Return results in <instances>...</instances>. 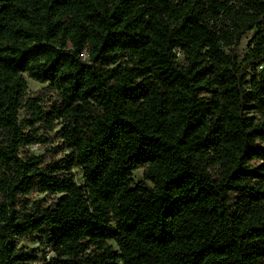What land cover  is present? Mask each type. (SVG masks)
Instances as JSON below:
<instances>
[{
	"label": "trees",
	"instance_id": "obj_1",
	"mask_svg": "<svg viewBox=\"0 0 264 264\" xmlns=\"http://www.w3.org/2000/svg\"><path fill=\"white\" fill-rule=\"evenodd\" d=\"M0 264H264V0H0Z\"/></svg>",
	"mask_w": 264,
	"mask_h": 264
},
{
	"label": "rangeland",
	"instance_id": "obj_2",
	"mask_svg": "<svg viewBox=\"0 0 264 264\" xmlns=\"http://www.w3.org/2000/svg\"><path fill=\"white\" fill-rule=\"evenodd\" d=\"M254 36V32L248 33L245 35V37L243 38L241 45L239 46L237 53L238 56L240 57V59H242L244 57V55L248 52V48H249V44L251 39ZM27 79V83H28V93L30 94L31 97H34L35 95H37L38 93H40L41 91H43L48 85L47 84H40L38 82L33 81L32 79H30L29 77L26 78ZM52 98H54V96H52ZM57 146V140H55L50 147H48V149ZM30 151L33 154L36 155H44L46 153V148L41 147V146H34L30 148ZM77 173V182L80 184L82 183V173L78 170H76ZM134 180L135 182H142L144 181V174H143V170H138L136 172H134ZM146 184L148 186H152L150 182H146ZM33 199H39V198H43L46 199L47 201H50V198H47L45 195H38L35 194L32 196ZM21 246L24 247H30V248H36V247H40L38 244H34L32 242H22L20 244ZM45 256L47 259L51 258V256L53 255L52 252L50 251V249H46L45 250Z\"/></svg>",
	"mask_w": 264,
	"mask_h": 264
}]
</instances>
